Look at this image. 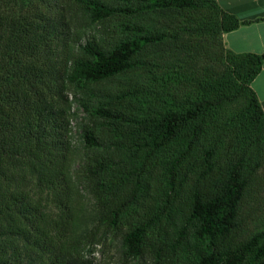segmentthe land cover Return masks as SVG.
<instances>
[{
	"label": "trees",
	"instance_id": "trees-1",
	"mask_svg": "<svg viewBox=\"0 0 264 264\" xmlns=\"http://www.w3.org/2000/svg\"><path fill=\"white\" fill-rule=\"evenodd\" d=\"M260 20L0 0V264H264V52L224 41Z\"/></svg>",
	"mask_w": 264,
	"mask_h": 264
},
{
	"label": "crops",
	"instance_id": "crops-1",
	"mask_svg": "<svg viewBox=\"0 0 264 264\" xmlns=\"http://www.w3.org/2000/svg\"><path fill=\"white\" fill-rule=\"evenodd\" d=\"M221 6L241 19L264 17V0H218ZM225 44L236 52H264V20L240 26L224 34ZM264 108V66L251 82Z\"/></svg>",
	"mask_w": 264,
	"mask_h": 264
},
{
	"label": "rangeland",
	"instance_id": "rangeland-1",
	"mask_svg": "<svg viewBox=\"0 0 264 264\" xmlns=\"http://www.w3.org/2000/svg\"><path fill=\"white\" fill-rule=\"evenodd\" d=\"M84 116V112H80L79 121ZM90 257L94 258L98 262L104 264H121L120 252L115 248V246L105 243L97 246V249L90 254Z\"/></svg>",
	"mask_w": 264,
	"mask_h": 264
}]
</instances>
